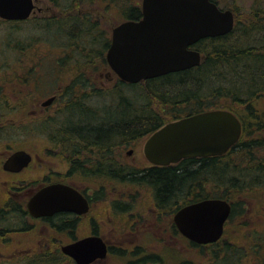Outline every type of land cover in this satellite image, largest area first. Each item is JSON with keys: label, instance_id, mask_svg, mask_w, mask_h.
I'll return each mask as SVG.
<instances>
[{"label": "trees", "instance_id": "16d2710c", "mask_svg": "<svg viewBox=\"0 0 264 264\" xmlns=\"http://www.w3.org/2000/svg\"><path fill=\"white\" fill-rule=\"evenodd\" d=\"M49 1L61 12L56 17L34 21L32 29L40 32L38 34L47 33L55 36L56 39L64 38V44L57 48L61 49L62 57H70L69 61L66 60L67 58H62L56 62L55 66L61 64L60 69L57 68L56 72L52 68L51 77L55 81L68 79L63 73L67 70L72 74L69 79L70 88L90 87L88 73L98 70L100 66H106L101 59L103 52L108 48V43L105 37L102 38V32L98 33L97 22H92L84 15H76L73 9L79 2L94 5L109 1V4L121 8L127 20H137L141 16V10L137 6L123 8L125 3L122 0ZM210 1L221 9H229L233 12L234 27L224 36L205 38L193 46L203 56L199 66L134 85L119 81L116 88H131L129 90L132 92L127 95L121 92L111 95L110 105L108 111L103 114L104 117L93 114L85 106L77 105L71 108L70 113L72 119H75L81 128L77 136L90 139L92 135L101 138L107 134L111 149L116 144H128L130 140L149 136L164 124L182 117L216 109H223L235 115L242 125L241 136L238 142L221 156L184 159L174 165L153 167L141 174H132L125 170L123 174L115 175L116 167L113 160L111 162L112 180L151 186L159 206L173 205L178 208L206 198L228 201L231 205V213L222 236L225 238L228 223L233 220L237 211L241 210L238 207L243 205L239 197L255 191L264 193V153L261 157L257 156L259 150L264 151V137L261 138L264 136V111L260 109L264 102V8L253 5L244 21V18L242 20L239 18L237 11L222 6L223 0ZM27 22L28 20L8 21L19 28ZM242 22L243 27H241ZM37 35L30 37L28 41L16 39L13 45L9 46L14 53V62L24 63L33 45L41 43ZM99 38L102 41H99ZM98 44L101 45L100 48ZM32 51H36V55L31 65L28 68L25 63L22 64L21 70L24 74L15 77L23 85L28 82L27 73L37 71L41 64L42 54L35 48ZM75 52L80 53L79 58L75 56ZM94 57L100 59V64L92 60ZM82 63L84 67L80 69ZM40 78V75H37L34 80L36 87L40 83ZM3 103L0 101V123L4 113H6L5 118H12L13 116L10 117L9 114L13 115L17 112L5 107L3 109ZM165 105L169 106L167 117H163ZM10 106L13 107V104ZM19 108L23 110L24 106L21 104ZM105 121L109 123L108 132L98 131L103 128L98 122ZM37 122L30 129L32 132L45 131L46 134L57 129L55 124L49 126ZM10 126L12 125L8 127ZM8 127L6 130L0 128V140L9 138ZM19 130H23V127ZM62 134L76 135L64 129ZM4 200H7L6 197ZM3 215L5 213H0V216ZM0 222L5 220L1 219ZM255 232L251 234L256 242L242 248L245 249L244 251L251 249L258 254L262 248L260 242L262 237L260 232ZM222 238L214 244L199 246L191 243V246L212 247L215 258L221 256L217 254L220 249L225 252L224 257L237 256L235 264H241L244 260L240 252L242 250H239L241 246L234 242L231 245L229 244L231 242L223 240L224 246L221 247ZM1 255L9 257V262L13 260L12 256L21 254L2 253ZM60 259H67L72 264L71 259L63 255H37L33 261H39L41 264H57L61 262ZM224 262L227 264L226 260ZM257 264H264V259L258 260Z\"/></svg>", "mask_w": 264, "mask_h": 264}, {"label": "rangeland", "instance_id": "374dc122", "mask_svg": "<svg viewBox=\"0 0 264 264\" xmlns=\"http://www.w3.org/2000/svg\"><path fill=\"white\" fill-rule=\"evenodd\" d=\"M122 1L125 3L123 8L132 6L141 8L142 0ZM223 1L222 6L224 5L237 11L239 18L241 20L244 18V21L246 19L245 16H248L252 7H254L253 5L264 8V0ZM109 3L108 1L90 5L88 2H79L77 7L73 9V12L76 15H84V17L91 19L92 22H97L98 33L102 32V38H106L108 35L111 36V30L114 27L127 20L121 8L118 9ZM34 5L35 7L28 22L20 28L0 19V79L6 80L5 83H3L4 81H0V101L4 102L3 109L7 108L17 111L13 115L9 114L10 117L13 116L12 118H5L6 113H4L2 122L0 123V128L4 130L9 125H12L8 127L9 138L0 140V205L9 200V196L16 191L11 186L24 182L26 188L22 189L19 193L21 195L20 199L22 196L24 198L27 189L38 188L42 179L46 175L53 174L59 167V159L56 153L57 148L54 143L58 133L55 131L46 134L42 132L38 133L36 131L32 132L30 129L33 124H36L37 117L42 112L40 103L48 96L59 93L60 99L51 110L53 113L64 103L61 97L63 96V90L70 89L69 85L71 83L69 79L72 74L65 70L63 72L64 77L68 79L63 78L65 80L59 79L57 81L53 80L54 78L51 75H53L52 68L56 72L58 71L57 68L60 69V63L58 66H55L57 61H60L62 58H67L66 60L69 61L70 57H62L61 49L57 48L64 44V38L56 39L55 36L48 35L47 33L38 34L40 32L32 29L34 21L56 17L61 10H58L49 0H34ZM243 24L242 22L241 27H243ZM34 35H37L41 39V43L33 45V49H37L42 54L41 64L37 71L27 73L28 82L23 85L15 77H21L24 74L21 70L22 64L25 63L29 68L32 59L35 58L36 51L30 50L24 63L19 64L14 62V53L9 46L13 45L16 39L28 41ZM99 41H102V39L99 38ZM100 46L98 44L99 48ZM103 54H105V51ZM79 55V52H75L77 58H79ZM93 61L100 64V59L97 57H94ZM83 67L82 63L79 68L82 69ZM37 75H40L41 80L36 87L34 80ZM88 76L90 77L89 83L93 87H104L107 91H110V95L107 96V101H105L107 105H110L108 100H110L111 95L120 92L127 95L132 92L129 90L131 88L119 89L115 87L119 79L107 65L105 67L100 66L98 70L89 72ZM95 102L96 104H103L102 101ZM12 104L13 107L10 106ZM21 104L24 106L23 110L19 108ZM260 109L264 111V102L261 104ZM163 110V117H167L169 106L165 105ZM33 111H36V117L30 116L29 113ZM37 124H39V121ZM20 127H23L24 131L19 130ZM146 139L147 136L135 140V143L131 144V146H135L139 151L138 155L126 156L130 144H126L124 146L127 147L121 148L123 156L127 157L126 161L128 164L139 167L146 166V159H142V155H144L143 146ZM7 147L11 148L8 149ZM18 149L26 150L32 155L33 161L29 169L16 175L3 172L1 170L3 160L10 153ZM263 153L264 151L259 150L257 156L261 157ZM5 197L7 200H4ZM239 200H242L243 203L242 206L238 207L241 210L237 211L233 220L228 223L226 234L224 235L225 238H222L220 246H224L223 240L231 242L229 243L231 245L234 242L241 246L239 250H242L240 252L244 256L241 264H257L258 260L264 259V193L260 194V191H255L254 193L240 196ZM115 201H119L120 203L126 201L133 206L131 205L132 208L129 212H116L113 208ZM110 203L111 209L109 208ZM95 209L99 213L97 218L101 234L112 247L109 257L98 261L96 264H128V261L135 259L129 256V250L138 252L139 257L152 253L158 255V259L154 260L153 264H224V260H226L227 264H235L238 259L237 256L224 257L225 252L220 251V249H218L217 254L221 256L215 258L212 247H192L188 240L183 239L178 233L174 234L170 230L173 212L167 216H161L154 205L152 190L145 186L142 187L130 182H120L111 179L107 187L106 196L95 203ZM255 231L260 232V236L262 237L260 241L262 248L258 253L261 254L260 256L251 249L244 251L245 249L242 248L256 242L251 234L252 232L256 233ZM30 240L34 242L32 238ZM121 250L127 253V257L123 258V255H120ZM12 257L13 260L8 262L9 257L0 254V264H41L39 261H33L37 255ZM60 260L61 262L57 264H63L64 260H66L65 264H71L67 259Z\"/></svg>", "mask_w": 264, "mask_h": 264}, {"label": "water", "instance_id": "95a60500", "mask_svg": "<svg viewBox=\"0 0 264 264\" xmlns=\"http://www.w3.org/2000/svg\"><path fill=\"white\" fill-rule=\"evenodd\" d=\"M34 7V0H0V19L25 21ZM141 14L139 21H125L112 29L105 55L108 66L126 84L199 66L202 55L190 47L205 38L224 36L234 26L232 11L222 10L210 0H142ZM52 102L49 98L41 106ZM240 134L241 124L232 113L210 110L163 125L146 139L143 152L154 166L221 156L237 143ZM30 161L25 150H16L4 159L1 168L15 174ZM71 193L58 184L48 186L31 197L28 208L34 216L52 214L65 209V201L79 198ZM230 213L226 200L206 198L179 208L173 221L191 243L208 245L221 239ZM62 252L76 264H91L105 258L107 248L101 239L90 237L64 246Z\"/></svg>", "mask_w": 264, "mask_h": 264}, {"label": "flooded vegetation", "instance_id": "af4514ba", "mask_svg": "<svg viewBox=\"0 0 264 264\" xmlns=\"http://www.w3.org/2000/svg\"><path fill=\"white\" fill-rule=\"evenodd\" d=\"M141 18L142 14L135 21H139ZM106 40L109 48L111 36H106ZM108 48L105 49V54ZM105 54L102 55L101 60H104L103 62L106 63ZM89 85L91 88L88 86L85 88L74 87L63 90V96L61 98H63L64 103L54 111L55 113L51 112V110L60 99L58 96L59 93L52 94L45 99L53 98V102L50 105L42 107L41 103L43 101L40 103L42 112L37 117V121L49 126L55 124L57 128L55 132L58 133V135L54 143L57 148L56 153L59 159V167L53 174L46 175L38 188L27 189L24 198L22 196L20 199L21 195H19L22 189L26 188L24 182L22 183L19 181V184L11 186L12 189L14 188L16 191L9 196V200L0 205V213H5V215L0 216V220H5V222H0V254L64 256L62 252L64 246L86 238L96 237L105 243L107 252L105 258L96 259L91 264H96L98 261L107 259L112 252V247L105 241L101 234L97 218L99 213L96 212L95 203L106 196L107 187L111 180L112 160L116 167L114 170L115 175L123 174L125 170L132 174H141L153 167H158L150 164L147 160L146 166L143 167L128 164L126 161L127 157L123 156L121 150V148L127 147L124 146L127 143L116 144L113 146V149H111L109 136L107 134L103 135L101 138L92 135L90 139H86L84 136H77L81 128L78 126L77 121L72 119L70 113L72 107L76 105L85 106L90 112L99 117H104L103 114H105L109 108V105H107L105 101H107L106 98L110 95V91H107L104 87L96 88L90 83ZM95 101H102L103 104H96ZM29 114L30 116L36 117V111L30 112ZM98 124H102L103 126V128L98 131L102 130L108 132L107 126L109 123H107V121L102 123L98 122ZM97 127L99 128V125ZM62 129L68 130V132L70 131L76 135H61ZM43 133H45V131ZM46 137L50 138L49 136ZM101 141L104 144L101 143ZM133 143H135V139L128 142V144H130L126 152V156L128 157L139 153L135 146H131ZM27 153L30 155L31 161L21 172L28 170L33 161L32 155L29 152ZM142 159H146L144 155H142ZM7 174L16 175L13 173ZM54 184L68 188L73 193H71L72 196L77 194L79 198L65 201V209L53 212L52 214L40 216L32 215L28 208L31 197L39 190ZM136 185L145 186L152 190L154 205L161 216H167L173 212L170 230L174 234L178 233V235H181L176 230L173 221V217L180 207L175 208L173 205L168 207L159 206L151 186L143 184ZM131 205L132 204L126 201H124V203L115 201L113 203V208L116 212H129L132 208ZM109 208L111 209V203ZM43 211L46 212L48 210L44 209ZM31 238L34 242H31ZM182 238L186 239L183 236ZM124 250L126 251V249ZM126 252L128 253V251ZM129 252V256L135 259L128 261V264H153L154 260L158 259V255L153 253L139 257L138 252H132L130 250ZM127 253H124L123 250L120 251V255H123V258L127 257ZM147 260L149 261L148 263ZM71 261L72 264H76L73 260Z\"/></svg>", "mask_w": 264, "mask_h": 264}, {"label": "bare ground", "instance_id": "6f19581e", "mask_svg": "<svg viewBox=\"0 0 264 264\" xmlns=\"http://www.w3.org/2000/svg\"><path fill=\"white\" fill-rule=\"evenodd\" d=\"M71 117V116H70ZM81 118H82V116H81ZM85 119V118H84ZM87 120V119H86ZM81 124V123H80Z\"/></svg>", "mask_w": 264, "mask_h": 264}]
</instances>
